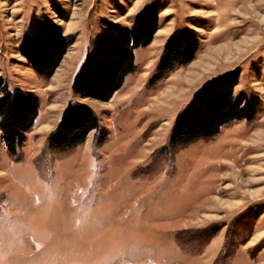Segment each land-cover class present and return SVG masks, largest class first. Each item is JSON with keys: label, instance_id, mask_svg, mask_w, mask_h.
Returning a JSON list of instances; mask_svg holds the SVG:
<instances>
[{"label": "rangeland", "instance_id": "374dc122", "mask_svg": "<svg viewBox=\"0 0 264 264\" xmlns=\"http://www.w3.org/2000/svg\"><path fill=\"white\" fill-rule=\"evenodd\" d=\"M152 3L160 28L123 87L109 101L76 95L103 21L131 26ZM41 17L72 40L51 77L20 49ZM184 28L200 39L195 58L150 85ZM236 68V90L260 100L256 118L172 145L194 92ZM0 78L41 103L18 153L0 147V264H264V0H0ZM71 101L89 104L100 128L75 148H52Z\"/></svg>", "mask_w": 264, "mask_h": 264}, {"label": "trees", "instance_id": "16d2710c", "mask_svg": "<svg viewBox=\"0 0 264 264\" xmlns=\"http://www.w3.org/2000/svg\"><path fill=\"white\" fill-rule=\"evenodd\" d=\"M161 8L147 4L134 17L131 26L104 20L94 48L76 73L72 90L81 98L109 101L120 90L127 76L136 69L135 52L153 41L160 28ZM72 40L60 24L48 17L38 18L33 33L26 34L21 53L32 69L43 77H51L60 66ZM200 48L195 30L181 29L170 36L149 81L156 84L177 65L191 62ZM239 68L220 73L202 84L191 101L177 115L170 143L190 144L217 136L223 126L235 120L256 118L260 100L237 91ZM40 98L33 91L11 90L0 78V147L4 145L15 156L25 144L28 133L39 116ZM100 128L95 110L85 102H69L57 129L50 137L52 148L67 150L84 143L89 134Z\"/></svg>", "mask_w": 264, "mask_h": 264}, {"label": "crops", "instance_id": "0c3cea01", "mask_svg": "<svg viewBox=\"0 0 264 264\" xmlns=\"http://www.w3.org/2000/svg\"><path fill=\"white\" fill-rule=\"evenodd\" d=\"M243 91V90H242Z\"/></svg>", "mask_w": 264, "mask_h": 264}]
</instances>
